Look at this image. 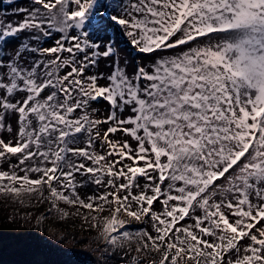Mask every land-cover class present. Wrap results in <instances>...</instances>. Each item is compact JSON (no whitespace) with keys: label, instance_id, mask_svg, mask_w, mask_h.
Listing matches in <instances>:
<instances>
[{"label":"snow or ice","instance_id":"6c2138e0","mask_svg":"<svg viewBox=\"0 0 264 264\" xmlns=\"http://www.w3.org/2000/svg\"><path fill=\"white\" fill-rule=\"evenodd\" d=\"M15 11L0 18V197L23 210L8 221L79 219L118 264H264V0Z\"/></svg>","mask_w":264,"mask_h":264},{"label":"trees","instance_id":"16d2710c","mask_svg":"<svg viewBox=\"0 0 264 264\" xmlns=\"http://www.w3.org/2000/svg\"><path fill=\"white\" fill-rule=\"evenodd\" d=\"M47 207L44 203L31 211L47 214ZM17 211L23 212L10 199L0 197V264H118L106 259L95 231L79 219L60 221L49 216L37 224L35 219L26 222L17 216L9 222L8 217Z\"/></svg>","mask_w":264,"mask_h":264},{"label":"rangeland","instance_id":"374dc122","mask_svg":"<svg viewBox=\"0 0 264 264\" xmlns=\"http://www.w3.org/2000/svg\"><path fill=\"white\" fill-rule=\"evenodd\" d=\"M29 6V0H14L12 5H8L6 3H3L2 0H0V18H6L11 21H17L21 18L22 14L16 13L17 8H26ZM121 48L124 47L123 43L120 45ZM139 53L132 52L131 55L128 57L129 60L132 58H135L136 62L139 63L140 59ZM92 189L90 188H83L81 189L82 193L90 194ZM157 209H159V204L156 205Z\"/></svg>","mask_w":264,"mask_h":264}]
</instances>
